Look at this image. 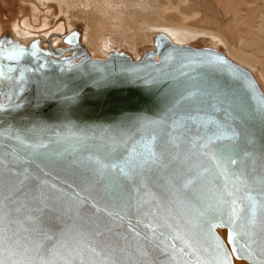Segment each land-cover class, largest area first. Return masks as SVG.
I'll return each instance as SVG.
<instances>
[{
  "label": "water",
  "instance_id": "95a60500",
  "mask_svg": "<svg viewBox=\"0 0 264 264\" xmlns=\"http://www.w3.org/2000/svg\"><path fill=\"white\" fill-rule=\"evenodd\" d=\"M79 33L0 53L17 71L0 103V258L264 264V92L253 74L163 34L139 60H96Z\"/></svg>",
  "mask_w": 264,
  "mask_h": 264
},
{
  "label": "rangeland",
  "instance_id": "374dc122",
  "mask_svg": "<svg viewBox=\"0 0 264 264\" xmlns=\"http://www.w3.org/2000/svg\"><path fill=\"white\" fill-rule=\"evenodd\" d=\"M40 1L0 0V34L21 43L41 38L55 48L77 30L93 59L117 51L137 60L163 33L177 44L224 53L251 71L264 92V0Z\"/></svg>",
  "mask_w": 264,
  "mask_h": 264
},
{
  "label": "flooded vegetation",
  "instance_id": "af4514ba",
  "mask_svg": "<svg viewBox=\"0 0 264 264\" xmlns=\"http://www.w3.org/2000/svg\"><path fill=\"white\" fill-rule=\"evenodd\" d=\"M66 36V35H65ZM64 36V37H65ZM80 36V33H79ZM12 34L8 32H4L0 34V53L4 54L5 49H9V47L14 46L15 42L11 39ZM63 47L69 48L70 46L63 45ZM15 68H11L9 66V61H5L4 59L0 60V103L7 97V95L11 92L10 90V81L11 76H8L10 73H16Z\"/></svg>",
  "mask_w": 264,
  "mask_h": 264
},
{
  "label": "snow or ice",
  "instance_id": "6c2138e0",
  "mask_svg": "<svg viewBox=\"0 0 264 264\" xmlns=\"http://www.w3.org/2000/svg\"><path fill=\"white\" fill-rule=\"evenodd\" d=\"M232 163H235V161H232ZM233 205H235V201L232 202ZM233 212H236V208H233ZM7 240V237H5L2 232H0V245L4 244ZM0 264H7V261L0 258ZM13 264H20L18 261H13ZM28 264H31V262H28ZM41 264H49L47 261H42Z\"/></svg>",
  "mask_w": 264,
  "mask_h": 264
},
{
  "label": "bare ground",
  "instance_id": "6f19581e",
  "mask_svg": "<svg viewBox=\"0 0 264 264\" xmlns=\"http://www.w3.org/2000/svg\"><path fill=\"white\" fill-rule=\"evenodd\" d=\"M40 1V0H39ZM56 1V0H55ZM61 1V0H60ZM41 2V1H40ZM58 2V1H57ZM56 2V3H57ZM62 2H64V1H62ZM72 2V1H71ZM59 3V2H58ZM61 3V2H60ZM123 4V3H122ZM61 7V6H60ZM68 9V8H67ZM62 11V10H61ZM103 11V10H102ZM106 11V10H105ZM108 14V13H107ZM170 33V32H169ZM160 34H163V33H160ZM192 34V33H191ZM157 34H155V36H156ZM163 35H165V34H163ZM154 36V37H155ZM165 36H167V35H165ZM180 36V35H179ZM184 36V35H183ZM195 36H197V35H195ZM154 37H153V40H154ZM168 37V36H167ZM186 36H184L183 37V39H186L185 38ZM29 38V37H28ZM62 38V37H61ZM169 38V37H168ZM170 40H171V38H169ZM195 39V38H194ZM13 40V39H12ZM174 44H177V43H175L173 40H171ZM16 42H18V44H21V45H28L29 43H21V42H19V41H16ZM40 44H41V42H40ZM48 45H50V44H48ZM62 45V44H61ZM177 45H186V44H177ZM43 46V45H42ZM60 46V45H59ZM59 46H57V47H59ZM44 47V46H43ZM191 47V46H190ZM47 48V47H46ZM86 50V49H85ZM114 52H117V51H114ZM120 53V52H119ZM109 55V54H108ZM107 55V56H108ZM107 58V57H106ZM228 58V57H227ZM229 59V58H228ZM97 60V59H96ZM102 60V59H101ZM137 60H139V59H137ZM230 60V59H229ZM136 61V60H135ZM232 61V60H231ZM233 62V61H232ZM235 63V62H234ZM237 64V63H236ZM239 65V64H238ZM239 66H241V65H239ZM241 67H243V66H241ZM243 68H245V67H243ZM245 69H247V68H245ZM248 70V69H247ZM251 72V71H250Z\"/></svg>",
  "mask_w": 264,
  "mask_h": 264
}]
</instances>
